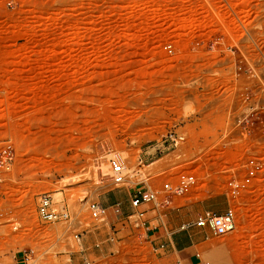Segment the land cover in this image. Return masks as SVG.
Instances as JSON below:
<instances>
[{
  "label": "rangeland",
  "instance_id": "1",
  "mask_svg": "<svg viewBox=\"0 0 264 264\" xmlns=\"http://www.w3.org/2000/svg\"><path fill=\"white\" fill-rule=\"evenodd\" d=\"M229 209V236L194 225ZM197 261L264 264V0H0V264Z\"/></svg>",
  "mask_w": 264,
  "mask_h": 264
},
{
  "label": "built area",
  "instance_id": "2",
  "mask_svg": "<svg viewBox=\"0 0 264 264\" xmlns=\"http://www.w3.org/2000/svg\"><path fill=\"white\" fill-rule=\"evenodd\" d=\"M169 143V149L178 146L179 137L172 136L170 141H166ZM165 148V143L163 144ZM252 165H255V161H251ZM111 172L115 185H121L125 182V168L117 160L111 161ZM256 178V173L253 171L250 173V176L247 177L241 184H238L234 188V192H240L241 189L251 185V181ZM196 179L193 176H189L188 174H181L179 176V187L181 189H188L195 183ZM231 187L234 183L229 184ZM166 190H172L170 184L165 185ZM39 209V214L42 220L46 223H56L63 220H68L69 216L67 211L57 212L53 208L52 199L49 196H43ZM157 202V193L148 185L140 187L135 196L133 197L132 204L135 208H140L142 206H148L149 204ZM91 212L94 217H99L103 211L99 204H92ZM140 217L144 216V211L138 212L137 214ZM195 227L197 229L203 230V233L206 235V238H211L212 236H229L235 233L238 229V219L237 214L234 209H229L222 214H216L214 212H206L198 217L195 222ZM35 257V253L33 251H24L22 254L23 262H28L31 258ZM193 264H206L202 261L194 262Z\"/></svg>",
  "mask_w": 264,
  "mask_h": 264
},
{
  "label": "crops",
  "instance_id": "3",
  "mask_svg": "<svg viewBox=\"0 0 264 264\" xmlns=\"http://www.w3.org/2000/svg\"><path fill=\"white\" fill-rule=\"evenodd\" d=\"M129 216H132V214L130 213ZM172 246L175 247L176 250L179 252L180 258L182 257V258H184V260H193L194 259V257L191 256L189 246L184 245L180 241H176V242L172 241ZM21 260H23L22 257L16 256V261L20 262Z\"/></svg>",
  "mask_w": 264,
  "mask_h": 264
}]
</instances>
